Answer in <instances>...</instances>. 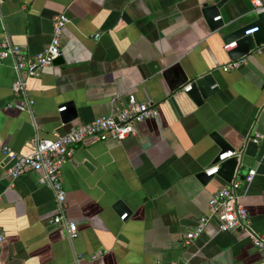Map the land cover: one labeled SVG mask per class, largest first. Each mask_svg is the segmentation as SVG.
<instances>
[{
    "label": "crops",
    "instance_id": "obj_1",
    "mask_svg": "<svg viewBox=\"0 0 264 264\" xmlns=\"http://www.w3.org/2000/svg\"><path fill=\"white\" fill-rule=\"evenodd\" d=\"M217 1L3 0L0 50L3 42L18 46L25 60L48 46L57 15L68 23L60 61L26 82L30 112L7 108L20 99L11 90L17 74L12 58L0 63L2 264H263L241 230L219 232L212 223L196 240L185 241L208 213L209 199L226 185L219 176L207 183L197 177L221 154L212 132L244 151L242 178L255 157L264 163V138L256 132L264 114V45L238 68L221 69L237 47L225 50L234 41L225 37L257 26L259 14L249 0H228L214 18L223 27L211 31L201 8ZM206 73L219 90L196 106L180 88ZM21 75L26 79V69ZM129 94L155 105L161 132L153 117L124 140L74 148L61 169L64 215L78 230L70 240L52 224L51 190L32 171L8 177L13 162L2 150L28 155L33 140L107 116ZM68 102L77 116L63 123L58 110ZM240 191L251 230L264 235V174ZM117 202L126 206L122 213Z\"/></svg>",
    "mask_w": 264,
    "mask_h": 264
},
{
    "label": "built area",
    "instance_id": "obj_2",
    "mask_svg": "<svg viewBox=\"0 0 264 264\" xmlns=\"http://www.w3.org/2000/svg\"><path fill=\"white\" fill-rule=\"evenodd\" d=\"M249 2L254 12L264 13V0H249ZM2 3L3 0H0V21L3 17ZM67 23L68 20L65 15H57L53 20V32L48 46L40 54L28 60L24 59V53L20 47L10 45L7 42L2 43L0 63L7 57L13 59V69L17 78L12 83L11 90L15 96L20 98L17 102L9 103L7 108L21 112L31 111L33 100L26 94V82L29 78L38 77L44 67L52 65L61 55V34ZM257 31L258 28L253 27L246 30L245 35L249 36ZM234 45L236 46V43L232 42L225 45L224 48L229 50ZM244 62V57L230 60L221 69L227 72L238 68ZM23 69H26L27 72L26 79L21 75ZM181 90L185 93L190 91L191 83L184 85ZM64 109L62 107L58 111L61 112ZM156 115L157 111L154 104L139 102L133 94H129L127 101L123 105L113 108L107 116L96 118L90 123L74 126L66 134L54 136L52 139L37 138L33 140V150L28 155L14 154L10 148H3V155L13 162L6 171L7 176L14 179L27 171L37 173L38 183L48 187L54 196L56 215L51 220L52 224L62 227L66 231L67 237L74 240L78 236L77 224L68 220L64 215L65 190L61 180V169L72 157L74 148L85 141L124 140L134 134L137 124ZM239 153L226 151L219 154L217 156L218 162L204 170L205 174L207 176L216 175L221 162L238 156ZM254 176L255 171L253 170H250L242 179L238 173H235L231 182L220 188L209 199L208 213L201 216L195 229L185 235L186 243L196 240L208 225L215 223L219 232L241 230L247 234L252 246L260 253L264 264V235L251 230L248 213L241 203V185L251 183ZM126 216L127 214H123L120 219L123 220ZM3 241L4 233L0 227V250ZM0 264H2L1 260Z\"/></svg>",
    "mask_w": 264,
    "mask_h": 264
},
{
    "label": "water",
    "instance_id": "obj_3",
    "mask_svg": "<svg viewBox=\"0 0 264 264\" xmlns=\"http://www.w3.org/2000/svg\"><path fill=\"white\" fill-rule=\"evenodd\" d=\"M228 0H218L217 2H213L212 4L205 3L201 8L202 16L207 23L209 29L211 31H215L221 29L223 27L222 22H215L214 18L219 14V9L227 2ZM252 26L257 27L258 31L253 33L252 35L246 36L245 31L243 29L241 31L233 32L228 34L225 39L233 41L236 43V48L229 52L228 56L230 60H237L242 57H246L249 53L257 50L258 48L264 45V13L258 15V19ZM232 43V42H231ZM60 56L53 62V64L58 63L60 61ZM191 83V90L188 92H184L189 99L196 105L201 106L207 99L216 94L219 90L216 79L212 73H206ZM183 87V86H182ZM181 87V88H182ZM180 88V90H181ZM65 112H60V116L63 123H69L76 119L77 113L75 110V106L73 103L68 102L65 104ZM158 130L161 132V126L158 116L155 117ZM256 132L258 135L264 138V114L259 115L257 119V127ZM210 138L215 142V144L221 149V153L226 151H235V149L231 146V144L221 136L217 132H212L210 134ZM261 140V139H260ZM146 141H148L146 139ZM149 141L146 142V146H149ZM260 145V143L258 144ZM144 148V146H142ZM240 152L238 156L231 157L221 162L219 165V170L216 175L219 176L226 184L230 183L235 173H242L244 170L243 159H244V151L242 149L238 150ZM218 162V158L215 160V163ZM85 167L92 169L89 164H85ZM251 170L255 171V175L264 174V163L261 161H257L256 157L253 159L250 166ZM240 175V179H242V174ZM198 179L207 183L213 176H207L205 172H201L198 176ZM115 210L122 213L126 206L122 202H117L114 206Z\"/></svg>",
    "mask_w": 264,
    "mask_h": 264
}]
</instances>
